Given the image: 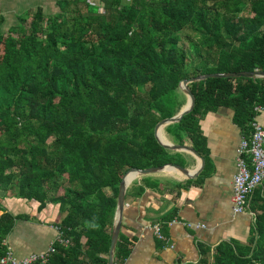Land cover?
<instances>
[{
    "label": "trees",
    "instance_id": "obj_1",
    "mask_svg": "<svg viewBox=\"0 0 264 264\" xmlns=\"http://www.w3.org/2000/svg\"><path fill=\"white\" fill-rule=\"evenodd\" d=\"M73 2L77 9H71ZM83 4L84 6H81ZM59 13L39 9L31 27L6 37L0 26V264L23 215L9 196L59 205L69 247L47 264H110L120 183L131 168L182 166L180 152L158 143L156 127L188 104L185 80L208 74L264 72V0H61ZM102 8L105 12H102ZM29 19H26V22ZM18 35V36H17ZM189 40L190 49L181 45ZM193 113L166 132L207 157L201 121L222 106L251 131L264 106V78L217 77L190 85ZM129 188L141 196L149 177ZM158 185V183H156ZM261 189V188H260ZM249 242L201 245L187 264H264V200ZM174 217H170L172 219ZM132 242L120 233L116 264Z\"/></svg>",
    "mask_w": 264,
    "mask_h": 264
},
{
    "label": "crops",
    "instance_id": "obj_2",
    "mask_svg": "<svg viewBox=\"0 0 264 264\" xmlns=\"http://www.w3.org/2000/svg\"><path fill=\"white\" fill-rule=\"evenodd\" d=\"M39 1L41 5L36 10L43 9L46 16L57 14L52 10L59 9L61 0ZM26 2L0 0V26L6 37L12 30L17 29L15 32L19 35L23 27H31V22L21 17L28 10L29 17L36 14L33 5ZM257 121L264 127V112L257 114ZM201 124L208 153L200 173L191 178L179 170L165 169L158 174L137 177L127 187L121 233L132 242V249L123 264L196 263L201 258V245L214 248L232 239L244 244L249 242L255 224L252 216L255 205L251 202L247 213L236 214L232 201L237 148L244 130L235 123L234 110L227 106L208 113ZM166 130L165 138L174 143ZM185 144L192 145L189 140ZM176 152L183 155V167L191 173L201 166L203 155L198 157L187 150ZM144 177L150 179L144 193L139 198L134 193L127 194L134 182L142 186ZM260 190L264 200V185ZM3 204L15 215H23L7 240L19 259L46 251L57 237L53 226L61 224L66 217L59 205L51 203L40 208L39 203L9 196ZM171 216L174 218L170 219ZM156 224H161L163 234L171 240L170 245L158 238L153 230Z\"/></svg>",
    "mask_w": 264,
    "mask_h": 264
},
{
    "label": "built area",
    "instance_id": "obj_3",
    "mask_svg": "<svg viewBox=\"0 0 264 264\" xmlns=\"http://www.w3.org/2000/svg\"><path fill=\"white\" fill-rule=\"evenodd\" d=\"M255 117L251 122V131L241 139L237 148V171L233 177V211L236 214L247 213L254 192L264 185V127L257 121V114L264 112V106L255 107ZM255 219V215H252ZM57 233L55 241L44 252L32 253L24 259L16 257L12 246L8 245L7 253L2 257L1 264H47L51 256L56 253V246L69 247L71 239L66 238L61 224L53 226ZM159 239L170 245V238L162 232L161 224L153 226Z\"/></svg>",
    "mask_w": 264,
    "mask_h": 264
},
{
    "label": "water",
    "instance_id": "obj_4",
    "mask_svg": "<svg viewBox=\"0 0 264 264\" xmlns=\"http://www.w3.org/2000/svg\"><path fill=\"white\" fill-rule=\"evenodd\" d=\"M217 77H240V78L255 79V78H264V72L256 71V72H251V73L231 72V73L208 74V75L199 76L197 78L185 80L181 84V90L188 97V104L179 116L171 120H166L156 127L155 136H156L158 143H161L163 146L173 151L187 150V151L194 153L198 157H201V153L193 145H187V144L176 145L172 143L171 141H169L167 138L166 140H164V138L162 137V133H164V131L168 127L175 125V124H180L185 117H187L188 115H190L191 113L195 111L196 106H197V100H196V96L194 92L192 91L190 85L196 82H201V81L208 80L210 78H217ZM201 158H202L201 166L194 173H191L188 169H186L185 167L177 163H168L167 165L163 167L150 168V169H145V170H138L137 168H131L125 173L120 183L117 209H116V213L114 217L112 240H111L112 247H111V252H110V264H116L115 253H116V247H117V243H118L119 236L121 233V228H122L123 213H124L125 203H126V191H127V187L132 183V181L137 177L139 178L141 176L153 175V174L164 172L165 169H168V168L179 170L186 176H189L192 178L196 174L200 173L205 166V157H201ZM131 173H133L134 176L130 180H128V175ZM6 194H7V191L0 190V195L3 196V198Z\"/></svg>",
    "mask_w": 264,
    "mask_h": 264
},
{
    "label": "rangeland",
    "instance_id": "obj_5",
    "mask_svg": "<svg viewBox=\"0 0 264 264\" xmlns=\"http://www.w3.org/2000/svg\"><path fill=\"white\" fill-rule=\"evenodd\" d=\"M92 4H101V0H89ZM33 2H35V3H33ZM26 4L27 5H33L32 7V10H35L34 11V13L35 12H37L38 10H36V8H38L39 7V5H41V1H39V0H27V2H26ZM81 6H84L83 4H81ZM41 7H43V6H41ZM85 7V6H84ZM44 8V7H43ZM71 9H77V5L76 4H72V6L70 7ZM43 10V9H42ZM52 11H54V12H57V13H59V11H61V10H59L58 8L57 9H54V10H52ZM28 12H29V10L28 11H26V14L25 13H23V14H21L22 16L21 17H23V19L24 18H26V19H29V21L31 22V20H32V17H29L28 16ZM102 12L104 13L105 12V10L102 8ZM45 13H46V11H45ZM181 45H183L186 49H190V44H189V40L187 39V38H183L182 39V41H181ZM2 200H0V202H1Z\"/></svg>",
    "mask_w": 264,
    "mask_h": 264
},
{
    "label": "bare ground",
    "instance_id": "obj_6",
    "mask_svg": "<svg viewBox=\"0 0 264 264\" xmlns=\"http://www.w3.org/2000/svg\"><path fill=\"white\" fill-rule=\"evenodd\" d=\"M162 137L164 138V140H166V138H165V136H164V134L162 133ZM169 169H171V168H168V170ZM169 171H171V172H175L176 171V169H171V170H169ZM134 176V174L133 173H131V174H129L128 175V180H130L132 177Z\"/></svg>",
    "mask_w": 264,
    "mask_h": 264
}]
</instances>
